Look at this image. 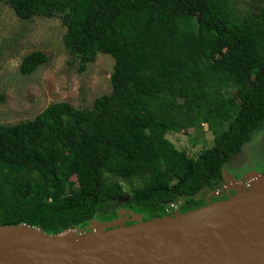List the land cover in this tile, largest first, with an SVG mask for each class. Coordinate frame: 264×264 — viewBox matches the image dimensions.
<instances>
[{"label": "trees", "instance_id": "obj_1", "mask_svg": "<svg viewBox=\"0 0 264 264\" xmlns=\"http://www.w3.org/2000/svg\"><path fill=\"white\" fill-rule=\"evenodd\" d=\"M6 3L23 20L60 16L77 71L99 53L114 65L110 92L90 107L53 102L0 123V224L55 235L85 232L92 220L162 217L175 201L186 212L221 187L223 166L264 131V5L253 14L240 0ZM47 61L34 51L19 70ZM189 122L213 135L195 158L166 138Z\"/></svg>", "mask_w": 264, "mask_h": 264}, {"label": "water", "instance_id": "obj_2", "mask_svg": "<svg viewBox=\"0 0 264 264\" xmlns=\"http://www.w3.org/2000/svg\"><path fill=\"white\" fill-rule=\"evenodd\" d=\"M197 208L47 234L0 224V264H264V176ZM130 222V221H129Z\"/></svg>", "mask_w": 264, "mask_h": 264}, {"label": "rangeland", "instance_id": "obj_3", "mask_svg": "<svg viewBox=\"0 0 264 264\" xmlns=\"http://www.w3.org/2000/svg\"><path fill=\"white\" fill-rule=\"evenodd\" d=\"M240 2V11L253 14L261 11L264 5V0ZM65 30L60 16H35L23 20L6 0H0V123L12 124L31 119L53 102L66 101L79 109L90 107L96 96L110 92L109 78L114 58L99 53L94 62L87 64L85 71H77L78 61L64 47ZM34 51L44 52L48 61L30 74H22L19 70L21 61ZM226 53L228 50L225 49L218 55ZM235 91L227 89L226 94L233 95ZM166 138L192 158L213 145V135L205 123L194 127L189 122L187 129L180 133L168 132ZM263 168L264 131L255 134L223 166L224 181L218 192L223 196L228 191L234 193L236 182L249 181L257 173L264 176ZM124 190L126 193L129 191L126 186ZM200 197L210 198L208 193H202ZM129 221L127 219L126 222Z\"/></svg>", "mask_w": 264, "mask_h": 264}, {"label": "built area", "instance_id": "obj_4", "mask_svg": "<svg viewBox=\"0 0 264 264\" xmlns=\"http://www.w3.org/2000/svg\"><path fill=\"white\" fill-rule=\"evenodd\" d=\"M218 190H216L215 193H217ZM181 205V202L180 201H175V202H172L170 203L169 205V210H172V211H176L179 209V206Z\"/></svg>", "mask_w": 264, "mask_h": 264}, {"label": "flooded vegetation", "instance_id": "obj_5", "mask_svg": "<svg viewBox=\"0 0 264 264\" xmlns=\"http://www.w3.org/2000/svg\"><path fill=\"white\" fill-rule=\"evenodd\" d=\"M223 178H224V177H223ZM227 178H228V177H227ZM223 186H224V185H223ZM216 190H217V189H216ZM216 190H214V191H212V192H208L209 197L212 198V199H215V198H219L220 196H222L221 198H223L224 196L221 195L218 191H217V193H215ZM212 194H214V195L212 196Z\"/></svg>", "mask_w": 264, "mask_h": 264}]
</instances>
